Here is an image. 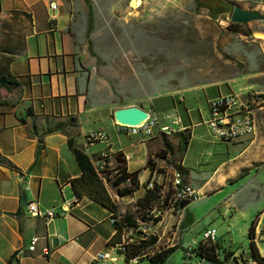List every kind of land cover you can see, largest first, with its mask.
Here are the masks:
<instances>
[{"label": "rangeland", "instance_id": "374dc122", "mask_svg": "<svg viewBox=\"0 0 264 264\" xmlns=\"http://www.w3.org/2000/svg\"><path fill=\"white\" fill-rule=\"evenodd\" d=\"M199 1L200 5L196 0H90L93 23L87 34L85 0H62L70 17L66 30L90 73L94 99L100 101L108 97L116 107L143 103L149 109L154 96L171 95L163 100L162 105L166 106L171 105L172 98L177 99L185 93L191 96L193 105H200L204 102L201 87L213 82L220 84L221 91L229 88L241 98L245 93L264 98V18L228 26L232 8L213 16L207 6L213 2ZM226 1L232 7L239 5L264 13V0ZM88 39L92 48H89ZM8 44L0 39V49L8 48ZM4 63L0 58V65ZM209 89L211 95L216 94L215 88ZM105 108V103L100 104L98 113H105ZM156 112L160 118L166 114L160 109ZM169 112L186 117L180 102ZM191 114L192 122L200 121L193 124L182 157V164L191 173L198 175L214 168L216 172L227 171L237 157L245 166L237 168L225 184L213 191L199 189L195 182L193 186L198 189L199 198L188 202L182 212V219L186 210L193 221L185 227L180 223L176 228L172 225L174 215L165 212L151 251L177 245L168 254L166 263L195 264L192 257H184L182 246L196 243L202 238L205 227L214 226L223 246L241 253L254 264L249 256L247 231L251 220L258 217L260 211L264 212V144L255 145L237 156L242 148L239 142L221 140L201 121L196 110ZM202 114L204 116L203 110ZM172 116L167 114L166 117L169 120ZM100 125L108 131L114 147L120 144L132 152L129 168H141L140 186L122 197V201L141 196L145 190L142 183L150 176V168L142 167L145 162L140 152L141 144L130 145L131 137H136L118 132L114 124L95 122V126ZM256 129L264 133V108L259 110ZM169 139L177 143L175 134ZM258 141L264 142V136ZM107 187L115 192L111 184ZM133 204L132 201L121 203L123 210L133 209ZM261 228L264 229V225ZM261 237L259 244L264 247V231ZM112 253L117 260L99 259L97 264H125L122 254L115 250ZM136 262L134 264H148L145 260Z\"/></svg>", "mask_w": 264, "mask_h": 264}, {"label": "crops", "instance_id": "0c3cea01", "mask_svg": "<svg viewBox=\"0 0 264 264\" xmlns=\"http://www.w3.org/2000/svg\"><path fill=\"white\" fill-rule=\"evenodd\" d=\"M51 1L57 4L55 8L49 6ZM69 18L62 0H0V39L9 43L8 48L0 49V58L12 56L6 68L17 81V85L11 88L0 85V154L10 160L9 164L0 162V264H10L9 259L20 247L24 252L15 256L19 264H97L93 261L95 253L108 247L107 242L115 232L109 210L86 195L77 200L69 182L71 177L80 174V167L68 145L67 132L89 156L94 157L105 147L132 156L123 145L114 147L109 139L93 144L85 142L87 132L106 130L102 125L95 126V122L114 124L116 128L112 116L116 105L108 97L100 101L94 99L90 73L66 30ZM209 88H215L216 94L211 95ZM201 89L204 102L200 105H193L191 96L183 93L177 99L172 98L171 105L163 106L164 98L171 96L165 94L154 96L149 109L157 115L160 123H167L173 117L168 120L167 114L180 116L183 129L188 128L191 133L193 124L200 122H192V110H196L205 123L209 114L208 100L233 92L229 88L221 91L220 84L215 82L210 86L203 85ZM242 96H254L264 102V98L252 93ZM176 102L183 103L186 117L175 112L167 113L175 108ZM103 103L106 112L99 114L97 108ZM137 105L148 109L143 103ZM156 109L164 110L165 116L160 118ZM259 110H255L256 128ZM71 115L75 116L73 122L69 118ZM256 128L251 134L233 141L242 146L237 156L255 145L264 144L258 141L264 133ZM178 130L181 129L173 132ZM126 136L136 137H131L130 145L134 142L141 144L144 162L148 153L161 144L157 135L146 139L138 135ZM237 158L227 171L216 172L214 168L198 175L189 171L183 176L193 185L198 182L199 189L213 191L225 184L237 168L245 166V162ZM128 159L127 169L135 170L129 168ZM22 195L26 196L23 204L20 202ZM117 199L120 210H123L122 202H134L136 198ZM30 200H36L42 208L62 209L63 213L48 218L31 215L26 208ZM261 225H264L262 211L258 213L254 240L264 257V247L259 244L264 231ZM54 236L58 239L56 246L52 245ZM32 237L37 240L34 249L29 250L27 246Z\"/></svg>", "mask_w": 264, "mask_h": 264}, {"label": "trees", "instance_id": "16d2710c", "mask_svg": "<svg viewBox=\"0 0 264 264\" xmlns=\"http://www.w3.org/2000/svg\"><path fill=\"white\" fill-rule=\"evenodd\" d=\"M88 6V25L87 34H89L93 23V8L90 0H85ZM213 4L208 3L212 10V15L216 16L219 12H227L233 8L226 0H211ZM197 4H201L196 0ZM238 22H229L228 26H235ZM89 48H92L91 40L88 39ZM92 54L93 51H90ZM4 65H0V85L7 88L15 87L17 81L6 68V64L12 59V56H4ZM123 105V104H120ZM31 114L32 110H28ZM74 115L69 116L70 121L73 122ZM67 132L65 128H61ZM67 138L75 159L80 167V174L71 177L69 182L74 191L76 199H80L86 195L92 200L98 202L100 205L107 208L110 212V217L113 218V225L115 232L107 242L110 247L119 242L124 237V249L119 251L123 255L126 263L131 258L137 260H145L148 264H167L168 254L177 245L158 247L151 251L157 242V234L146 233L139 229V222L146 218L148 210L155 208L161 213L171 206L172 195L174 187L171 183L173 171H179L183 180L184 174H187L190 169L181 163L184 151L190 138V130L184 128L174 131L170 134L161 133L156 136L161 144L152 152L148 153L145 167L150 168V176L142 183L144 185V192L141 196L134 200L133 209L120 210V202L117 198L131 194L140 186L139 169L129 171L126 166V159H124V152L121 150L113 153L118 175L105 183L102 176L97 172L93 165V157L89 156L81 146L75 144L73 138ZM177 136V143L170 142L169 137ZM223 140V139H221ZM227 141V140H224ZM0 162L10 163V160L4 155L0 154ZM147 180L153 182L152 187H145ZM108 184L114 186L115 192L112 193L108 189ZM258 215V214H257ZM159 217L155 218L157 222ZM193 221L190 212L185 210V216L181 221L183 227L188 226ZM257 222V217L253 218L248 226L247 236L249 237V256L252 258L254 264H264V257L260 255L256 242L254 240V229ZM194 258L200 264H250L249 258H243L241 253L235 254L233 249L223 246L219 239L215 241L198 240L195 247L192 249ZM185 257V256H184ZM16 259L15 254L9 259V263ZM137 263V262H136Z\"/></svg>", "mask_w": 264, "mask_h": 264}, {"label": "built area", "instance_id": "2783aa9c", "mask_svg": "<svg viewBox=\"0 0 264 264\" xmlns=\"http://www.w3.org/2000/svg\"><path fill=\"white\" fill-rule=\"evenodd\" d=\"M55 1L49 2L51 8L56 7ZM209 114L205 120L210 131L220 139L227 141H236L242 137L251 134L256 128L255 120V110L263 109L264 102L261 99H256L254 96L241 98L234 92H228L224 94H219L215 97H212L208 100ZM151 111V110H150ZM174 129H183L181 125V118L178 115H175L167 123H160L157 115L150 112L149 117L146 121L140 126H133L127 124H117L116 130L125 135H138L143 139L166 133L170 134ZM85 142L87 144H93L95 142H107L109 139V134L105 129H95L87 132L84 136ZM113 151L110 148L105 147L96 152L93 157V165L97 172L100 173L105 183L108 182V178L113 179L118 175V169L116 167ZM131 156V153H124V159H128ZM20 178H23L24 175H19ZM171 183L174 187L171 206L164 211H170L174 215L172 225H175L177 228L180 225L182 220V212L184 207L179 206V202L183 199H188V201H194L199 198V191L196 189L193 184L180 179L179 171H173L171 177ZM153 182L147 180L145 187H152ZM27 211L31 215L42 216L45 218L55 217L61 213L63 210H57L54 207L42 208L39 206L36 200H30L26 204ZM164 213H161L159 210L152 208L147 211L146 218L139 222V229L146 233L157 234V227L164 219ZM159 217V220L156 222L155 218ZM110 218V215H109ZM113 222V220H110ZM217 239L216 228L214 226H207L202 230V238L200 240L215 241ZM37 237H32L27 248L33 250L35 247V242ZM198 242V241H197ZM196 242V243H197ZM196 243L188 244L187 246H182L183 255L185 258L192 257L195 264H200L198 260L194 258L193 248ZM124 249V237L121 241L110 246L109 250L98 251L93 257V261H98L99 259H110L112 261L117 260L116 255L112 252L115 250L119 251ZM47 249L44 248V252L47 253ZM24 252L22 247L18 248L15 251V256L21 255ZM125 261V260H124ZM125 264H134L136 263V258H131L128 263ZM182 264H191V262H183Z\"/></svg>", "mask_w": 264, "mask_h": 264}, {"label": "water", "instance_id": "95a60500", "mask_svg": "<svg viewBox=\"0 0 264 264\" xmlns=\"http://www.w3.org/2000/svg\"><path fill=\"white\" fill-rule=\"evenodd\" d=\"M264 13L257 9L243 8L239 5H234L230 13L231 22H247L254 19H263ZM150 109H145L141 105L129 104L115 107L112 111V116L117 124H127L133 126L142 125L150 115ZM26 196H21V203H25ZM188 199H183L179 202V206L185 207ZM58 239L56 236L52 238V245L56 246ZM10 264H19L18 259H14ZM53 264V263H52Z\"/></svg>", "mask_w": 264, "mask_h": 264}, {"label": "bare ground", "instance_id": "6f19581e", "mask_svg": "<svg viewBox=\"0 0 264 264\" xmlns=\"http://www.w3.org/2000/svg\"><path fill=\"white\" fill-rule=\"evenodd\" d=\"M175 130V129H174ZM173 132V130L171 131V133ZM180 179H183V177L179 174ZM111 220H114L113 218H111Z\"/></svg>", "mask_w": 264, "mask_h": 264}]
</instances>
